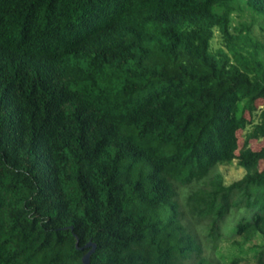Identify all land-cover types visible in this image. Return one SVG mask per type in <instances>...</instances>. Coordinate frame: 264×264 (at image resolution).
Instances as JSON below:
<instances>
[{"label": "trees", "instance_id": "1", "mask_svg": "<svg viewBox=\"0 0 264 264\" xmlns=\"http://www.w3.org/2000/svg\"><path fill=\"white\" fill-rule=\"evenodd\" d=\"M258 98L264 0H0V264H264Z\"/></svg>", "mask_w": 264, "mask_h": 264}, {"label": "rangeland", "instance_id": "2", "mask_svg": "<svg viewBox=\"0 0 264 264\" xmlns=\"http://www.w3.org/2000/svg\"><path fill=\"white\" fill-rule=\"evenodd\" d=\"M248 12L247 11H241L240 12V15L234 13L233 14V18H232V22L235 23L237 20H239V18H243L245 20H248L250 19L249 18V13L247 14ZM261 22V20L259 18H255L252 22V31H254V33L258 34L259 32H261L260 28H259V23ZM219 44H221V41H220V36H219V33L216 29H214L213 31V35H212V38L210 40V47L211 48H214L216 46H218ZM256 104L257 105H260L261 103L264 102V98H258L256 99ZM236 135H237V141L238 143H240V130H237L236 131ZM251 141V146L252 147H259L260 145H263L264 144V136L261 137L260 139H252L250 140ZM263 160H261V163H262ZM218 168L222 174V177H223V181L225 183H228L230 181H232L233 179H236L238 178L239 176H241L242 172H243V168L239 165H237V163L235 162V159L231 160L230 162H227V163H220L218 165ZM245 262H239V263H236V264H244ZM245 264H252L251 261L245 263Z\"/></svg>", "mask_w": 264, "mask_h": 264}, {"label": "water", "instance_id": "3", "mask_svg": "<svg viewBox=\"0 0 264 264\" xmlns=\"http://www.w3.org/2000/svg\"><path fill=\"white\" fill-rule=\"evenodd\" d=\"M84 246H89V248L81 255V263L89 264V254L94 248V243L91 241H86Z\"/></svg>", "mask_w": 264, "mask_h": 264}]
</instances>
